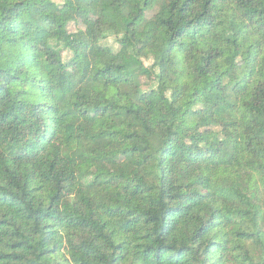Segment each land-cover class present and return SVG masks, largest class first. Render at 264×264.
Wrapping results in <instances>:
<instances>
[{
  "label": "trees",
  "instance_id": "1",
  "mask_svg": "<svg viewBox=\"0 0 264 264\" xmlns=\"http://www.w3.org/2000/svg\"><path fill=\"white\" fill-rule=\"evenodd\" d=\"M0 264H264V0H0Z\"/></svg>",
  "mask_w": 264,
  "mask_h": 264
},
{
  "label": "rangeland",
  "instance_id": "2",
  "mask_svg": "<svg viewBox=\"0 0 264 264\" xmlns=\"http://www.w3.org/2000/svg\"><path fill=\"white\" fill-rule=\"evenodd\" d=\"M56 1L59 2L60 0H56ZM97 23H99V16L97 14V9L95 6L93 7L89 16H84V15L80 16V27L83 30H86L89 32L94 27V25H96ZM88 45H90V46L88 47ZM91 46H92V42H87L86 40L82 39V50H83V56H84V63L86 65H88L90 63L91 59L94 57V53H93ZM63 58L66 60V63H67V69H66L67 73L73 74L72 69L74 67V64L71 61V55L68 52H65L63 55ZM145 63L147 65H150V64H152V61L147 60V61H145ZM125 146H126V143L118 142L116 144L117 153L114 156H112L109 159H104L101 161L94 160V162H92V165L88 166V168L85 171L86 177L83 180V187L88 188V189L94 187V185L90 181V177L96 171L108 169V168L117 166L120 163H122L123 158L120 156L119 150L123 149Z\"/></svg>",
  "mask_w": 264,
  "mask_h": 264
}]
</instances>
